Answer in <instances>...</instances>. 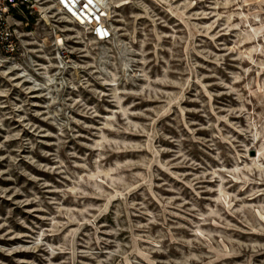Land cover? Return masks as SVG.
<instances>
[{"label":"rangeland","instance_id":"1","mask_svg":"<svg viewBox=\"0 0 264 264\" xmlns=\"http://www.w3.org/2000/svg\"><path fill=\"white\" fill-rule=\"evenodd\" d=\"M35 2L0 57V264H264V0H106L103 43Z\"/></svg>","mask_w":264,"mask_h":264},{"label":"built area","instance_id":"2","mask_svg":"<svg viewBox=\"0 0 264 264\" xmlns=\"http://www.w3.org/2000/svg\"><path fill=\"white\" fill-rule=\"evenodd\" d=\"M55 8L71 23L87 31L96 42L111 39L109 13L102 0H53ZM35 0H0V57L13 58L19 52L18 27L29 22Z\"/></svg>","mask_w":264,"mask_h":264},{"label":"bare ground","instance_id":"3","mask_svg":"<svg viewBox=\"0 0 264 264\" xmlns=\"http://www.w3.org/2000/svg\"><path fill=\"white\" fill-rule=\"evenodd\" d=\"M102 4L106 6V8L108 9V13H109V16L111 14V9L112 7L108 6L107 3H106V0H102ZM109 4V3H108ZM57 10V9H56ZM58 11V10H57ZM59 12V11H58ZM60 13V12H59ZM61 14V13H60ZM62 15V14H61ZM110 28V27H109ZM111 29V28H110Z\"/></svg>","mask_w":264,"mask_h":264}]
</instances>
